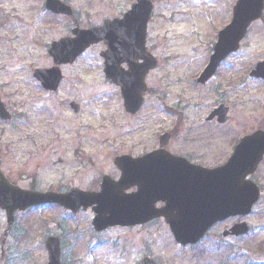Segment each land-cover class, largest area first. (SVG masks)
Here are the masks:
<instances>
[{
    "label": "rangeland",
    "instance_id": "1",
    "mask_svg": "<svg viewBox=\"0 0 264 264\" xmlns=\"http://www.w3.org/2000/svg\"><path fill=\"white\" fill-rule=\"evenodd\" d=\"M170 1L175 3L171 9H184L187 17L177 16L169 23V35L150 39L152 44L158 41L161 62L149 78L156 95L147 98L136 115L126 113L120 90L107 81L95 60V49L83 56L76 71L83 112L73 117L68 111L51 110L56 105L52 99L48 112L41 110L46 98L28 100L31 69L46 60V51L31 49L27 39L28 23L39 17L38 0H0L1 18L10 16L13 23L6 32L0 31V93L16 113L14 122L0 121V153L4 172L16 184L38 191H67L73 186L99 190L104 174L118 175L115 156L149 152L167 131H174L169 146L173 153L216 167L227 161L245 133L264 129V80L249 76L264 61V16L252 24L241 48L221 64L220 76L202 87L195 77L208 63L217 41L216 27L221 30L230 23L237 0ZM163 10L171 12L161 5ZM160 34H165L163 29ZM221 104L229 107L230 120L224 125L206 122ZM252 179L262 195L252 214L239 220L250 225V233L222 236L236 217L214 226L195 249L178 245L163 220L99 233L93 228L91 210L73 214L45 205L16 213L9 230L6 211L0 208V264H47L48 236L60 238L62 264H140L144 257L158 264H247L251 256L261 260L264 160ZM195 254L202 257L197 261Z\"/></svg>",
    "mask_w": 264,
    "mask_h": 264
},
{
    "label": "water",
    "instance_id": "2",
    "mask_svg": "<svg viewBox=\"0 0 264 264\" xmlns=\"http://www.w3.org/2000/svg\"><path fill=\"white\" fill-rule=\"evenodd\" d=\"M50 7L57 9L56 2L49 0ZM264 0H238L234 7L231 23L220 32L219 40L201 81L211 77L218 65L230 53L240 47L250 25L262 16ZM94 31L80 36L82 52L91 43L103 37ZM145 40V39H144ZM75 45H79L77 42ZM113 46L116 45L113 43ZM143 46V38L139 41ZM128 49H109L106 52L105 72L116 84L122 87L125 107L136 113L144 103L148 91L146 76L157 66L155 59L146 52L145 62L140 67L130 64V70L123 72L118 66L130 57ZM129 52V54H128ZM109 55V56H108ZM119 58L115 61L111 58ZM131 62L130 58L127 59ZM252 75L264 78V62L259 63ZM43 78V74L38 75ZM227 108L217 109L211 116L219 114L220 122H226ZM0 113H5L0 102ZM161 143L169 142V135ZM264 157V131L259 130L244 137L236 146L228 162L217 168H206L191 164L183 157L174 156L165 149L134 158L130 155L118 156L114 163L121 170L118 181L105 176L98 192L73 188L68 192H40L26 190L12 184L1 170L0 157V207L7 213L8 223L14 221L17 210L44 204H58L73 212L92 207L96 213L93 225L97 231L110 226H131L147 223L155 218L164 217L170 225L175 239L182 245L195 244L218 221L236 215H248L260 198V188L247 177L253 174ZM132 186L138 190L126 193ZM164 201L166 206L157 208L156 203ZM249 231L243 222L232 227L231 233L243 235ZM226 231L224 236L229 235ZM49 264H61L60 239L50 236L46 240ZM142 264H156L145 258Z\"/></svg>",
    "mask_w": 264,
    "mask_h": 264
},
{
    "label": "flooded vegetation",
    "instance_id": "3",
    "mask_svg": "<svg viewBox=\"0 0 264 264\" xmlns=\"http://www.w3.org/2000/svg\"><path fill=\"white\" fill-rule=\"evenodd\" d=\"M177 1H181L183 4L186 3L185 0ZM38 2L39 4L37 5L36 10L39 12V17L28 23L29 34L27 39L31 46H34V48L31 49H44L46 51V60L44 63L34 66L31 69L33 78L30 80L31 89L28 100L31 101L32 98L37 96L36 99L33 100H40V102H42L46 98L45 108H42L41 110H43V112H48L50 106L47 102H50L49 100L52 99L56 102V105L53 103V108H50L51 110L58 108V110L64 114H67L68 111L73 117H77L83 112V109H81L80 112H77L76 106L78 104L81 108L83 107L78 99L81 92V81L78 76L79 74L77 75L76 72L79 69L81 59L85 54H89L92 50L95 51V49H97L95 60H99L102 67H104L102 53L109 47L104 41H100L90 46L82 55L76 57L72 62L57 64L50 54V50L55 42L65 38H75L80 34L81 30L96 29L105 26L104 32L110 42L113 43V38L118 40L121 38L131 49H139L138 39L146 37L148 51L160 60L157 49L158 41L155 40V43L152 44L150 39L160 38L161 35H169L172 32V26L169 23H175L177 16L181 20L184 19V17H187L186 10L171 9V6L175 3L170 0H164V2H162V0H99L98 3H96V0H59L62 5L61 12L49 10L46 6V0H38ZM218 2H220V0H218ZM161 5H165L171 11L170 14L165 10L162 12ZM66 8L69 10L64 12ZM93 14L95 17L94 21L91 20ZM219 15L220 14L218 13V16ZM12 24L10 16H8V18L7 16L1 18L0 14V31L6 32L7 28L12 27ZM162 29L165 34H160ZM128 38L133 40L129 41ZM117 49L127 48L125 46L117 47ZM65 50L66 49H62L64 55ZM67 51L71 52V49H67ZM142 62L143 58L135 61L136 64ZM122 66L125 69L128 68L126 62H124ZM36 69H57L59 75H62L59 84L57 86L55 84L50 88L47 79H37L34 76ZM201 72L195 77V83L202 87L208 85L211 81L220 76L219 68L210 80L204 84H200L198 83L197 78ZM40 95L42 97H38ZM0 96L11 115L9 120L5 121L6 123H12L16 117V113L12 110L13 107L11 108L9 103L5 101V97L1 93ZM44 120L45 119L43 118V121ZM0 121L4 120L1 119ZM173 135L174 132L171 133L172 139ZM117 171V177L111 176L118 178L120 176V170L117 168ZM134 190H136L135 187L131 188L129 191ZM162 205L164 204L161 202L158 203L159 207ZM232 219L235 218L228 219L227 221ZM239 220L240 218L233 222L231 226L240 222ZM229 227L230 225L226 226V228ZM219 241L220 240H218V242ZM218 245L220 246V244ZM196 247L197 246H188L185 248L195 249ZM199 257L202 256L194 255V259H197V261L199 260Z\"/></svg>",
    "mask_w": 264,
    "mask_h": 264
}]
</instances>
